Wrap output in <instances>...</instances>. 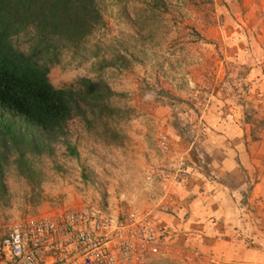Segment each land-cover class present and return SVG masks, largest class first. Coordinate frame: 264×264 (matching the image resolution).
I'll return each mask as SVG.
<instances>
[{
    "label": "rangeland",
    "instance_id": "rangeland-1",
    "mask_svg": "<svg viewBox=\"0 0 264 264\" xmlns=\"http://www.w3.org/2000/svg\"><path fill=\"white\" fill-rule=\"evenodd\" d=\"M97 1L103 23L80 49L66 50L49 77L55 86L83 76L104 79L120 113L112 124L123 143L105 145L75 117L67 139L78 158L65 155L62 140L54 142L63 171L42 159L45 200L36 206L24 196L28 182L10 175L11 200L0 210V234L20 218L84 202L113 214L150 209L162 227L160 211L185 223V192L205 172L207 180L215 174L217 163L213 171L209 162L226 147L218 135L224 131L214 135L205 117L213 103L240 121V140L256 150L241 151L247 163L238 172L245 187L240 202L248 208L241 218L264 221V203L258 201L264 199V0ZM82 169L89 178H82ZM250 196L254 204L247 206ZM196 229V236L185 234L183 224L180 233L163 229V252L151 264H218Z\"/></svg>",
    "mask_w": 264,
    "mask_h": 264
},
{
    "label": "trees",
    "instance_id": "trees-1",
    "mask_svg": "<svg viewBox=\"0 0 264 264\" xmlns=\"http://www.w3.org/2000/svg\"><path fill=\"white\" fill-rule=\"evenodd\" d=\"M102 23L97 0H0V210L10 205V175L28 182L24 196L32 205L45 200L41 161L46 156L52 168L63 171L53 150L61 140L65 155L78 158L67 139L75 117L105 145L123 143L112 124L120 113L104 79L83 76L55 86L49 77L60 56L80 49ZM80 175L89 178L84 169Z\"/></svg>",
    "mask_w": 264,
    "mask_h": 264
},
{
    "label": "built area",
    "instance_id": "built-area-1",
    "mask_svg": "<svg viewBox=\"0 0 264 264\" xmlns=\"http://www.w3.org/2000/svg\"><path fill=\"white\" fill-rule=\"evenodd\" d=\"M150 209L113 214L91 202L14 221L0 264H151L165 245Z\"/></svg>",
    "mask_w": 264,
    "mask_h": 264
},
{
    "label": "crops",
    "instance_id": "crops-1",
    "mask_svg": "<svg viewBox=\"0 0 264 264\" xmlns=\"http://www.w3.org/2000/svg\"><path fill=\"white\" fill-rule=\"evenodd\" d=\"M214 105L213 103L205 117L211 127L210 131L213 134L217 130L224 131L218 135H221L220 139L225 137L224 141H226L223 155L221 151H218L217 156L209 162L211 169L217 163L216 171L212 169L217 176L213 173V176L207 180L205 172L203 180L198 179L197 184H191V188L185 192L188 196L186 208L188 221L179 223L181 220L179 217L161 211L158 213V218L165 225L163 229L166 231L171 229L179 231V226L183 224L186 229L185 234L193 233L196 236V228L201 229L203 242L205 240L209 242L204 244V247L207 245L205 248L210 254L209 259L218 264H264V221L257 223L256 220L241 218L248 210L240 202L245 187L244 180L240 182L238 172L247 163L246 156H241V151L247 149L255 152L256 150L246 141L240 140V136L243 135L240 121L234 120L232 113L227 114L224 105L216 110ZM234 137L238 139H234L236 143L232 144L230 140ZM236 154L239 155L238 158H235ZM261 195L264 198V193ZM246 199L247 206L249 203L254 204L252 196ZM258 201L261 204L264 203V199ZM198 214L199 217H197Z\"/></svg>",
    "mask_w": 264,
    "mask_h": 264
}]
</instances>
